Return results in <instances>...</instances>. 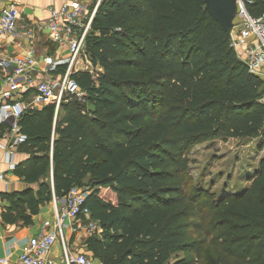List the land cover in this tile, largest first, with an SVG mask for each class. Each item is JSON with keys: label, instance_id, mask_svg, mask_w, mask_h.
Returning <instances> with one entry per match:
<instances>
[{"label": "trees", "instance_id": "trees-1", "mask_svg": "<svg viewBox=\"0 0 264 264\" xmlns=\"http://www.w3.org/2000/svg\"><path fill=\"white\" fill-rule=\"evenodd\" d=\"M252 1L250 13L264 15V0ZM86 54L102 71L74 74L85 103L22 117L27 159L14 175L28 187L2 196L3 222L31 226L54 197L90 186L87 205L102 229L85 245L95 263L189 264L188 240L215 227L207 219L215 204L204 202L205 212L202 194L178 187L186 154L215 139L263 142L264 80L248 73L205 0H102ZM136 69L144 78L127 79ZM223 202L235 224L221 263L264 264V157L250 186Z\"/></svg>", "mask_w": 264, "mask_h": 264}, {"label": "built area", "instance_id": "built-area-1", "mask_svg": "<svg viewBox=\"0 0 264 264\" xmlns=\"http://www.w3.org/2000/svg\"><path fill=\"white\" fill-rule=\"evenodd\" d=\"M57 1L61 2L60 7H51L49 18L38 28L46 31L62 48H67L69 63L64 75L60 79L38 82L35 86L33 73L37 62L32 49L25 56L0 60V125H9L0 135V150L4 153L5 163L13 171L17 167L15 155L27 141L20 124L22 117L31 110H41L48 105L56 106L58 112L64 102L85 103L86 93L74 79V74L89 72L96 75L97 69L86 54V40L102 0ZM252 5V0H237L238 32L230 33V46L245 63L248 73L264 80V15L253 16L249 10ZM21 13L16 5L1 10L0 39L18 35ZM46 70L54 74L56 64L48 63ZM33 89L30 98H25ZM260 103L264 105V95ZM1 179L3 175L0 174ZM90 194L91 190L87 188L75 187L63 199L54 197L53 223H45L42 231L29 240L17 264H95L86 246L75 244L77 239L88 240L102 233L87 205ZM57 245L60 246V256L53 258L52 252ZM9 263V259L0 256V264Z\"/></svg>", "mask_w": 264, "mask_h": 264}, {"label": "rangeland", "instance_id": "rangeland-1", "mask_svg": "<svg viewBox=\"0 0 264 264\" xmlns=\"http://www.w3.org/2000/svg\"><path fill=\"white\" fill-rule=\"evenodd\" d=\"M96 69L102 71L101 68ZM125 76L136 82L144 78V73L142 70L136 69L125 73ZM89 113V111L86 112V114ZM186 155L188 167L182 174L178 187L188 197L202 194L203 200L198 202V205L202 207L203 203L205 212L212 210L208 205L213 207L215 204L217 206H214L215 215L211 214L207 218L208 222L215 225L214 228H208L210 233L208 235H193V240H188L191 243L189 245L194 248L191 258H188L187 261L189 264H222L221 262L226 258L222 247H225L227 238L228 240L233 238V234L229 235L228 230L235 222L230 217L233 213L231 208L228 212L221 211L222 208L218 207L223 205L226 197L240 193L250 186L251 181L255 178L259 163L264 157V141L262 142L261 139L252 141L247 139L209 140L194 145ZM91 180V176L87 178V182H91ZM86 188L91 190L90 186ZM194 223H198V221L185 222V225L191 230ZM86 241L77 239L75 244L79 246L81 244L85 248ZM198 253H200L199 256ZM179 257L185 259L186 255L180 254Z\"/></svg>", "mask_w": 264, "mask_h": 264}, {"label": "crops", "instance_id": "crops-1", "mask_svg": "<svg viewBox=\"0 0 264 264\" xmlns=\"http://www.w3.org/2000/svg\"><path fill=\"white\" fill-rule=\"evenodd\" d=\"M8 5H16L21 10V17L17 24L18 35H7L0 39V60L14 56H25L32 49L37 62L34 71L35 86L38 82L49 79H60L66 71L69 63V52L52 41L46 31L39 30L38 25L49 18L51 7H60L57 0H0V12ZM47 63H46V62ZM46 63V64H45ZM49 64H56L57 71L54 74L47 72ZM33 91L31 94H33ZM9 128L8 124L0 125V135ZM4 153L0 150V256L9 259V264H17L20 255L29 240L38 235L45 223H53L54 205L49 203L40 208L39 214L34 216L31 226L21 224L8 225L3 222L2 214L9 203L2 199L5 194L21 192L28 186L14 175L5 163ZM27 156L20 153L15 155V162L20 164ZM50 231V229H48ZM60 246H56L52 252L53 258H59Z\"/></svg>", "mask_w": 264, "mask_h": 264}, {"label": "water", "instance_id": "water-1", "mask_svg": "<svg viewBox=\"0 0 264 264\" xmlns=\"http://www.w3.org/2000/svg\"><path fill=\"white\" fill-rule=\"evenodd\" d=\"M211 17L229 34H237V0H205Z\"/></svg>", "mask_w": 264, "mask_h": 264}]
</instances>
